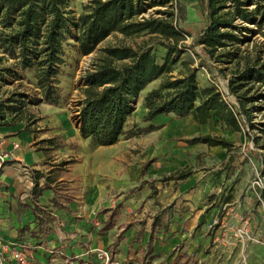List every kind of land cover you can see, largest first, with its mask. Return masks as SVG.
Masks as SVG:
<instances>
[{"label": "rangeland", "instance_id": "obj_1", "mask_svg": "<svg viewBox=\"0 0 264 264\" xmlns=\"http://www.w3.org/2000/svg\"><path fill=\"white\" fill-rule=\"evenodd\" d=\"M89 1L69 0V14L77 17ZM182 2L186 15L181 25L195 33L205 24V17L197 0ZM148 38L147 35L132 37L114 32L93 52L82 55L72 45L75 38L69 36L65 44L66 64L60 76V104L52 107L40 103L32 107L40 119L27 128L35 137H41L37 143L45 146L47 160L60 165L57 172L65 179L57 181L56 187L61 196L72 197L79 204L78 213L88 216L94 227H101L97 215L101 211L107 216L109 212L104 209L109 206L117 212L118 232L130 225L118 247L112 242L107 243L106 247L92 251V254L96 253L95 259L91 257V261L84 262L139 264L135 258H141L142 253L136 251V242L128 246L127 237L135 234L139 220L146 219L147 231L142 241L146 246L152 216L161 213L163 220L169 223V230L158 232L154 251L143 259V264H264V200L257 183L263 178L261 170L264 168V86L247 94L253 99L246 103L248 112L240 116V131L220 127L212 118L207 133L230 140L233 145L229 150L191 143L192 138L206 134L193 129L191 117L161 115L154 120L155 129L150 130V123L143 118L146 111L141 101L136 102L125 133L113 145H99L94 138H82L73 133L79 120L82 77L92 61L105 46L133 44ZM193 38L194 34L185 40V53L171 74L177 75L184 69V59L192 58L194 65L202 62L200 47H192ZM263 41L264 36L258 32L252 36V41L240 48L252 51L255 43L259 46ZM165 51L164 47L158 46L159 61ZM1 65L14 66V59L5 58ZM234 66V62L217 63L207 59L206 64L200 65L197 79L203 85L213 84L215 74L229 80ZM219 68H224V72ZM27 75L32 78V73ZM161 79L150 83L148 88L158 85ZM14 91H20L30 99L40 96L38 88L27 78L6 74V82L0 87V99ZM232 98L239 105L234 95ZM17 126L25 128V123ZM51 137L65 145L53 148L42 141ZM47 164L46 167L52 165L49 161ZM180 169L192 170L196 178L184 193L180 189V180L167 179ZM153 186L158 189L157 193ZM222 192L232 194L229 203L221 204ZM213 194L217 196L212 197ZM52 250L55 251L52 254L57 253V248ZM127 250L134 258L126 254ZM78 256L81 259L82 255ZM59 257L67 256L61 254ZM72 258L78 259L74 255L69 260Z\"/></svg>", "mask_w": 264, "mask_h": 264}, {"label": "trees", "instance_id": "obj_2", "mask_svg": "<svg viewBox=\"0 0 264 264\" xmlns=\"http://www.w3.org/2000/svg\"><path fill=\"white\" fill-rule=\"evenodd\" d=\"M197 1L205 24L192 33L181 25L186 15L182 0H90L77 17L67 10L69 0H0V87L6 82V74L20 75L33 82L40 92L39 97L32 99L20 91L1 98L0 126L25 123L28 129L40 119L32 107L42 102H60V76L66 64L65 44L69 36L75 38L72 45L77 51L86 55L106 37L119 32L124 36L149 38L133 44L105 46L92 61L80 86L82 137L94 138L99 145L116 143L125 133L128 118L142 91L159 78L162 79L158 85L143 97L145 121L159 114H173L177 118L190 115L195 122L203 124L216 117L223 128L240 131V116L248 112L246 103L253 99L247 94L264 86V41L259 46L255 43L252 51L240 48L252 41L255 33L261 32L264 36V0ZM192 34V47H200L203 60L194 65L192 58L184 59V69L173 75L175 64L185 53V40ZM158 46L166 49L161 61L157 57ZM5 58L14 59V66L1 65ZM207 59L217 63L234 62L228 87L239 101V107L231 106L215 85L198 81L197 72ZM224 70L219 68L222 73ZM28 73H32L33 79ZM55 138L42 141L53 148L65 145L57 143ZM191 142L221 145L227 150L233 145L224 136L212 134H200ZM192 173V170L180 169L167 179L184 180ZM261 173L264 177V168ZM41 176L45 179L43 188L54 190L51 183L55 179L41 172H37L35 189ZM153 191L157 193L158 189L153 186ZM220 197L223 204L229 203L233 196L222 192ZM260 197L264 200V186ZM114 217L112 211L104 220L103 230L114 225ZM40 221L46 223V219ZM146 222V219L139 220L141 226L135 241H141ZM168 229L169 223L161 213L152 216L150 238L146 248H140L139 264L153 253L157 233Z\"/></svg>", "mask_w": 264, "mask_h": 264}, {"label": "crops", "instance_id": "obj_3", "mask_svg": "<svg viewBox=\"0 0 264 264\" xmlns=\"http://www.w3.org/2000/svg\"><path fill=\"white\" fill-rule=\"evenodd\" d=\"M148 87L149 85L142 92H147L152 88ZM144 94L142 95L141 93L137 102L141 101L142 107L146 111V107L143 104ZM42 103L52 107L60 104ZM161 115L166 114H159L147 121L150 123L149 126H153L150 130L155 129L154 126L157 124L154 123V120ZM185 117H191L194 130L208 134L212 119L206 123L198 124L193 120L192 116ZM214 118L216 119L215 122L217 121L216 123L222 127L219 120L216 117ZM73 133L82 137L80 133V120L74 126ZM39 139L41 137H35L29 129L20 128L17 125L0 126V152L4 154L5 160L0 169V240L3 243L9 244H14L17 241L27 242L32 250L35 264H88V262L84 261H91V257L95 259L94 255L96 253L92 254L94 249L103 247L111 242L118 247L119 242L124 239L125 231L130 225L122 227L123 229L118 232V215L116 210L112 208L113 206L104 209L109 214L112 211L115 212L114 225L107 230H103L102 226L109 214L103 216V212L101 213L100 211L97 216L102 225L101 227H94V223L88 216L78 213L79 204L72 197L61 196L59 189L56 187V182L63 181L65 178L57 172L60 165L55 164V161L47 160L44 150L45 146L37 143ZM202 144L208 146L205 143ZM219 146L221 145L209 147ZM47 161L52 163V165L46 167L48 165ZM37 172H41L45 176L51 175L55 179L51 183L54 190L43 188L44 176L38 179L39 183L35 189ZM192 174L184 180H170H180V189L184 193L192 187V183L196 179ZM213 208L215 209L216 207ZM43 218L46 219L45 224H42L40 221H43ZM97 223L99 224V222ZM140 226L139 223L135 234L127 237V239L129 240L128 246H132V243L136 242V251L142 253V249L146 248L149 241L150 231L146 246H143L144 233L141 236V241H135L134 239ZM146 231L145 227L144 232ZM80 242L84 244L80 245ZM53 248H57V253L52 254L55 252L52 250ZM61 254L67 257L60 258ZM73 254L78 258L77 260L73 258L69 260V257H74ZM79 254L82 255L81 259L78 256ZM126 254L131 255L129 250H127ZM52 256L55 260H52ZM135 259L139 261V258Z\"/></svg>", "mask_w": 264, "mask_h": 264}, {"label": "built area", "instance_id": "obj_4", "mask_svg": "<svg viewBox=\"0 0 264 264\" xmlns=\"http://www.w3.org/2000/svg\"><path fill=\"white\" fill-rule=\"evenodd\" d=\"M213 85L221 92L223 98L234 108L239 107L238 102L234 100L229 91L228 79L221 74H215L212 79ZM4 154L0 153V169L4 164ZM262 188L264 186V177L257 182ZM0 264H35L32 256V250L25 241H17L14 244L3 243L0 240Z\"/></svg>", "mask_w": 264, "mask_h": 264}]
</instances>
